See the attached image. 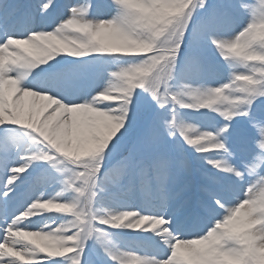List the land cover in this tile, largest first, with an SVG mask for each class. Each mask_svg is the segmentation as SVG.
<instances>
[{
    "label": "snow or ice",
    "instance_id": "6c2138e0",
    "mask_svg": "<svg viewBox=\"0 0 264 264\" xmlns=\"http://www.w3.org/2000/svg\"><path fill=\"white\" fill-rule=\"evenodd\" d=\"M0 264H264V0H0Z\"/></svg>",
    "mask_w": 264,
    "mask_h": 264
}]
</instances>
